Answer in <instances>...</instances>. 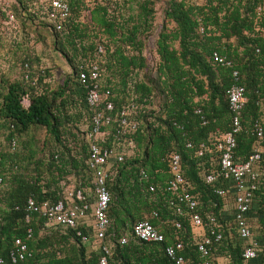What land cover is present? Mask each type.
I'll use <instances>...</instances> for the list:
<instances>
[{
  "label": "trees",
  "instance_id": "1",
  "mask_svg": "<svg viewBox=\"0 0 264 264\" xmlns=\"http://www.w3.org/2000/svg\"><path fill=\"white\" fill-rule=\"evenodd\" d=\"M17 1L19 5H12L16 19L23 29L41 38L43 35L37 28L46 26L45 23L33 27L32 17L24 4L26 0ZM119 1L92 0L89 7H84L87 20L80 22L77 17L84 0H68L69 19L64 30L49 32L53 35L52 48L64 58L70 74L62 81H54V85L42 84V76H39V88L35 92L23 81L22 63L27 62L32 71L35 68L32 60L38 59L27 46L5 51L10 59H18V68L16 78L10 80L0 73V129L5 132L7 142L1 157L16 161L21 155L17 160L21 167H17V175L15 171L9 175L14 186L7 195L6 218L0 219L9 221L8 231H4L0 223V264H98V254L87 251L75 235V229H44V219L37 212H29L25 221L24 205L27 197L37 203L62 198L59 182L65 176L70 175L74 182L83 180L87 155L83 135L82 139L78 134L71 135L72 145H69L63 135V124L79 117V113L67 112L68 107L75 106H80L79 112L83 109L82 122H88L91 111L84 103V88L76 78V64L93 59L99 42L104 46L98 60L101 88L109 89V98L115 108L129 100L139 102L150 97V107L138 114L139 127L132 135L133 156L116 163L115 175L107 182L108 227L102 243L110 241L113 244L107 264H173L165 255L164 247L174 241L181 243V254L190 264H201L194 245V238L198 237L195 229L187 218L174 214L166 202L168 193L163 190L167 179L165 155L169 151L179 155L183 176L198 200L197 210L202 215L211 212L221 222L220 208L233 206V194L212 192L215 183H205L201 175L216 159L207 154L198 160L194 152L199 143H207L212 135L229 129L231 113L225 90L233 82L243 86L245 97L241 129L235 137V153L242 159L246 157L254 140L252 125L255 120L261 125L260 146L264 150V0H204L200 4L167 0L163 17L172 26H162L157 32L152 50L154 59L142 53L152 18L151 0H131L137 12L126 17L117 11ZM213 52L229 60L230 65L214 63ZM233 70L237 72V81L231 75ZM24 95L28 96L26 107L20 104ZM31 125L42 126L51 138L52 149L43 155L45 159H31L32 148L25 143L22 144L24 152L16 149L18 135ZM108 129L110 131L111 127ZM75 138L82 152L80 159L70 155ZM11 140L14 147L10 150ZM186 143L190 146L186 147ZM28 164L31 169L24 173ZM0 165L2 176L3 172L9 173L8 168ZM43 165L46 178L39 171ZM253 168L262 180L254 191L247 224L264 240V155ZM140 170L146 174L145 178L140 177ZM148 185H153L154 191H149ZM145 217L163 235V241L129 239L123 244L118 242L121 236H128L135 221ZM174 220L180 222L178 229L173 226ZM233 225L231 221L220 227L222 239L212 244L211 257L226 258L223 264H264V242L255 259H241ZM77 228L86 232L84 227ZM27 229L30 230L28 239ZM15 238L26 244L29 254L11 262L9 251ZM67 239L71 240L70 245L66 244Z\"/></svg>",
  "mask_w": 264,
  "mask_h": 264
},
{
  "label": "built area",
  "instance_id": "2",
  "mask_svg": "<svg viewBox=\"0 0 264 264\" xmlns=\"http://www.w3.org/2000/svg\"><path fill=\"white\" fill-rule=\"evenodd\" d=\"M24 1V0H23ZM19 5L17 0H0V66L10 59L5 53L6 49L17 46H27L29 51L36 56L41 43L31 30H25L16 19L12 5ZM26 10L32 17L31 24L45 23L49 31L62 32L69 19L68 0H26ZM104 52L103 42L96 45L94 58L76 64V78L84 88L83 99L91 113L83 133L86 146L84 159L83 180L74 182L72 177L65 176L59 182L62 198L55 201L44 200L35 202L32 197L25 200L24 220L29 218V212H37L43 217V228H72L87 251H96L98 264H107V256L113 244L109 241L102 243L105 236L108 219L106 209L109 201L107 182L115 175L114 165L123 159L132 157L135 152V143L132 135L139 127L138 114L150 107L149 98L139 102L129 100L115 108L109 98L111 93L108 88H101L100 67L98 60ZM212 61L219 65L229 66V60L213 52ZM39 59V58H38ZM22 79L37 92V78L42 76L43 83H51V73L45 66L38 65L31 71L27 62L22 63ZM45 71L48 75L45 76ZM233 80L237 81V72L231 73ZM55 80V79H54ZM226 101L231 113L229 129L212 135L207 143H199L194 156L199 160L205 155L214 156L216 160L210 169L201 175L205 183H215L212 192L216 195L233 194V206L220 208L219 220L211 213L203 215L197 210L198 200L191 193L192 186L184 178L179 155L169 151L165 155L167 179L163 190L168 193L166 202L173 213L178 217L188 219L195 229L194 245L201 264H223L226 258L211 257L210 250L213 243L222 239L220 227L224 224L234 223L237 242L240 246V256L243 261H251L258 256L261 248L259 235H254L247 224L248 209L252 204L255 189L258 188L262 178L254 170V166L261 159L260 143L262 140L261 125L257 120L253 122L252 132L254 140L245 158H240L235 153L236 135L241 129L240 117L245 103L244 88L233 82L226 90ZM20 104L28 105V96L24 95ZM109 127L111 130L109 131ZM190 146L186 143V147ZM14 141L11 140L10 148L13 149ZM142 178L146 177L143 170L139 171ZM149 191H154L153 185H148ZM16 208V207H15ZM229 210L230 217L226 212ZM155 215L154 212L151 213ZM146 218V217H145ZM135 221L130 232L118 239L123 244L129 239L158 243L163 241V235L158 232L146 219ZM77 226L86 228L82 233ZM173 226L178 229L181 225L177 220ZM88 227V228H87ZM30 237V230H26V238ZM182 245L174 241L165 245L164 253L173 264H190L181 254ZM29 254L24 242L19 238L13 240V248L9 251L11 262L21 260Z\"/></svg>",
  "mask_w": 264,
  "mask_h": 264
},
{
  "label": "rangeland",
  "instance_id": "3",
  "mask_svg": "<svg viewBox=\"0 0 264 264\" xmlns=\"http://www.w3.org/2000/svg\"><path fill=\"white\" fill-rule=\"evenodd\" d=\"M96 1H101V0H96ZM166 1L167 0H151V10H152V18L150 20V28L148 29V31L146 32V37H145V47L144 50L142 51L143 54H146L147 57L149 59H154V54L152 52L153 50V43L156 37L157 32L161 29L162 26H165L167 28L172 26V23L166 21L163 17V10L166 7ZM191 3H196V4H200L202 2H204V0H188ZM92 3V0H84V6H82L79 10V14L77 19L82 22L87 20V11L85 10V6H90ZM118 13H122V15L124 17H126L128 14H134L137 12V9L135 7V3L132 2L131 0H125V1H119L118 3ZM37 30L43 35L41 38L39 37L41 43L39 44V47L37 49V51L39 52L40 56H42L43 59H64L59 52L55 51L52 48V40H53V35L49 32L48 29H46V27L44 25H40ZM151 48V49H150ZM146 51V52H145ZM41 59V58H40ZM48 60V62H50ZM68 65V64H67ZM70 68V67H69ZM67 69L65 66L63 68L62 71L60 73V76L58 79H56L55 81L59 82L60 80L62 81V79H64L66 77V75L70 74V69ZM80 104V102H79ZM80 106H75V107H68L67 108V112L68 113H72V115H76L79 113V117L76 120H72V121H67L63 124L65 133L63 134L64 137L69 141V145H72V142L70 141V139H72L71 135H76L78 134L81 139H82V133H83V129L86 125V121L81 120L80 115H82L83 109L79 112L80 110ZM0 131H2V134L5 135L2 129H0ZM51 139L50 136L48 135V133L45 131V129L42 126L39 125H31L28 127V129L22 133H20L18 135V139H17V147L18 151L24 152L26 149H24L22 147V144H26L29 147L32 148V153H33V158L31 159H37V157H40L43 159H45L46 156H43L47 151H50L51 148ZM47 140L46 143H44V141ZM75 140V145L74 147H71L70 150V155L75 156L77 159H80V157L82 156V152L80 150V146H79V140L77 138L74 139ZM44 143V145H43ZM67 143V144H68ZM3 147L7 148V142L5 141L3 143ZM68 147V145H67ZM262 147V146H261ZM20 153V152H19ZM21 155H19L20 157ZM18 157V158H19ZM23 168H24V163H23ZM24 169V173H28V171H30L31 169V165H25ZM39 171L41 172L42 175H44V178H46L47 174L45 173V166H41L39 168ZM61 230V229H59ZM41 231L38 232V234L41 236ZM254 235H259L260 237V243L262 244L264 242V240L262 239V237L260 236V234H258V232H255L253 230ZM67 243L70 245V241L67 239L66 240Z\"/></svg>",
  "mask_w": 264,
  "mask_h": 264
},
{
  "label": "crops",
  "instance_id": "4",
  "mask_svg": "<svg viewBox=\"0 0 264 264\" xmlns=\"http://www.w3.org/2000/svg\"><path fill=\"white\" fill-rule=\"evenodd\" d=\"M36 56L39 59H33L32 60L33 65L32 66L33 67H36L38 65L45 66L47 68V70L51 73V76H52L51 83H49L51 85L52 84L54 85V81L59 78L60 73L64 72V71H62L64 66L67 69L69 68L64 59H51V61H50V59H43L42 56H40L38 51L36 52ZM2 60H4L5 63L1 64L0 73H2L9 80L16 78V76H17L16 71L18 68V67H16V63H17L18 59H2ZM48 60L50 62H48ZM10 64L12 66H10ZM2 74H0V75H2ZM4 137H5V135H3L2 131H0V163L5 166L4 167L5 169H7V168L9 169V173L3 172L2 173L3 176L0 174V219H2V217L6 218V215L4 214V213H6L7 208H8V206L6 205V202H7L6 199H7L8 192L14 186L13 178H11L9 175L11 172L14 174L13 171H15V175H17V172H18L17 167L18 166L21 167V165H20L21 162L17 161L18 158L15 161V159H11V158L4 159V157H1V156H3L2 152L4 151V147H3V145H4L3 143L5 142ZM10 150H11V148H10ZM260 150H261V155L263 156L264 155L263 148L260 147ZM12 161H14L15 163H13ZM10 163L12 164L11 167H9ZM19 172H20V169H19ZM226 214H227V216H229V214H230L229 210H227ZM0 223H2L1 226L4 228V231H8L9 221H7V219H3L2 221H0ZM12 225H15V223L13 221H12Z\"/></svg>",
  "mask_w": 264,
  "mask_h": 264
}]
</instances>
